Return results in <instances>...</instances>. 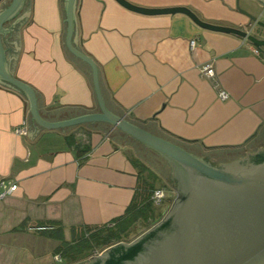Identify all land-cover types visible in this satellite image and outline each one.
Wrapping results in <instances>:
<instances>
[{
  "label": "crops",
  "instance_id": "1",
  "mask_svg": "<svg viewBox=\"0 0 264 264\" xmlns=\"http://www.w3.org/2000/svg\"><path fill=\"white\" fill-rule=\"evenodd\" d=\"M128 1L186 6L264 37V27L236 9L264 21L262 0ZM26 12L1 33L5 70L34 89L46 120L98 111L89 67L65 47L64 0H24L16 19ZM76 24V44L96 62L110 111L217 164L264 147V53L247 40L201 28L183 13L142 14L116 0H77ZM207 63L215 79L202 75ZM30 119L25 96L0 83V180L17 184L0 199V264H57L64 260L53 254L58 241L34 227L61 226L70 239L73 226L122 214L149 169L156 188L172 181L165 157L107 122L43 128L31 139ZM23 121L20 135L14 128Z\"/></svg>",
  "mask_w": 264,
  "mask_h": 264
},
{
  "label": "water",
  "instance_id": "2",
  "mask_svg": "<svg viewBox=\"0 0 264 264\" xmlns=\"http://www.w3.org/2000/svg\"><path fill=\"white\" fill-rule=\"evenodd\" d=\"M116 1L142 14L183 13L201 28L238 36L264 53V37L241 27L203 20L186 6L143 7L128 0ZM4 2L0 0V36L7 31L11 33L13 24L29 15L26 12L16 19L24 0ZM76 3L77 0H64V43L68 52L90 69L99 109L96 112L57 121L44 119L39 113L34 89L5 70L0 40V83L25 96L31 115L29 137L32 139L43 128L107 122L165 157L172 165V180L175 182L172 186L177 191L158 221L132 240L104 248L86 264H264V147L217 164L110 111L104 102L96 62L76 44ZM236 9L264 27V21L238 3ZM12 21L9 27H5ZM11 42L15 45V41Z\"/></svg>",
  "mask_w": 264,
  "mask_h": 264
},
{
  "label": "trees",
  "instance_id": "3",
  "mask_svg": "<svg viewBox=\"0 0 264 264\" xmlns=\"http://www.w3.org/2000/svg\"><path fill=\"white\" fill-rule=\"evenodd\" d=\"M142 164V163H141ZM148 168L145 165L140 167ZM147 177L140 176L134 195L124 212L105 224L77 225L71 229L70 239H65L61 226L47 225L48 229L41 230L42 234L58 241L53 249V254L61 257L67 264H82L94 252L119 241H130L138 233L149 228L162 217V212L157 210L151 195L154 178L157 175L150 169ZM23 223L14 229H20ZM44 225V224H39Z\"/></svg>",
  "mask_w": 264,
  "mask_h": 264
},
{
  "label": "built area",
  "instance_id": "4",
  "mask_svg": "<svg viewBox=\"0 0 264 264\" xmlns=\"http://www.w3.org/2000/svg\"><path fill=\"white\" fill-rule=\"evenodd\" d=\"M193 42L194 41L190 42V46L193 45ZM255 51L258 52L257 49H255ZM201 73L203 76L210 78V79H215V77H216L215 69L211 63L205 64L201 68ZM218 96L220 99L224 100L228 97V93L224 89H220L218 91ZM14 130L17 134L25 135L27 133L26 121H23L20 125H17L14 128ZM16 189H17L16 183L8 184L5 180H0V199L4 198L8 194H11ZM164 197H165L164 190H163V188H159V187L155 188L152 192V195H151V199H152L154 205H156V206L160 205V203L162 202ZM34 228L37 230H44V229H48L50 227H48L46 225H38ZM56 258H58V257H56Z\"/></svg>",
  "mask_w": 264,
  "mask_h": 264
},
{
  "label": "rangeland",
  "instance_id": "5",
  "mask_svg": "<svg viewBox=\"0 0 264 264\" xmlns=\"http://www.w3.org/2000/svg\"><path fill=\"white\" fill-rule=\"evenodd\" d=\"M152 162H153V164H156V162L154 161V160H152ZM156 181V180H155ZM165 183V181H161V180H157V184L158 185H162V183ZM167 186L165 185L164 187L166 188H164L163 190H164V193H165V197L163 198V200H162V202L160 203V205H162L161 207H162V209H163V212H162V216H163V214L166 212V210L169 208V205L171 204V202H172V200H173V198L174 197H176V195H177V191L174 189V187L172 186V184L173 185H175V182L172 180L171 182H169V181H167ZM156 184V183H155ZM166 184V183H165ZM160 188H162V187H160ZM159 205V206H160ZM158 206V205H157ZM164 207V208H163ZM143 232V231H142ZM141 233V232H140ZM140 233H138V234H140ZM137 234V235H138ZM136 235V236H137ZM135 236V237H136ZM134 237V238H135ZM119 242H121V241H119ZM122 242H128V241H122ZM102 251V250H101ZM101 251H99V252H94L92 255H90L89 257H87L86 259H85V261L82 263V264H86V263H88V262H91L92 261V259H93V257L94 256H96V255H98ZM50 257V256H49ZM56 260L58 259V258H55ZM58 261V260H57ZM57 264H66V261H64V260H62L61 262H57Z\"/></svg>",
  "mask_w": 264,
  "mask_h": 264
}]
</instances>
